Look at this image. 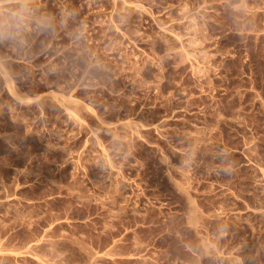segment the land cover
Returning <instances> with one entry per match:
<instances>
[{"label": "rangeland", "instance_id": "374dc122", "mask_svg": "<svg viewBox=\"0 0 264 264\" xmlns=\"http://www.w3.org/2000/svg\"><path fill=\"white\" fill-rule=\"evenodd\" d=\"M29 7L0 38V264H264V0Z\"/></svg>", "mask_w": 264, "mask_h": 264}, {"label": "clouds", "instance_id": "9594fccd", "mask_svg": "<svg viewBox=\"0 0 264 264\" xmlns=\"http://www.w3.org/2000/svg\"><path fill=\"white\" fill-rule=\"evenodd\" d=\"M29 3L30 0H0V38L31 17Z\"/></svg>", "mask_w": 264, "mask_h": 264}, {"label": "bare ground", "instance_id": "6f19581e", "mask_svg": "<svg viewBox=\"0 0 264 264\" xmlns=\"http://www.w3.org/2000/svg\"><path fill=\"white\" fill-rule=\"evenodd\" d=\"M5 76H6V80H7V82L10 84V82H11L12 80L10 81V77L8 76L7 73H6ZM9 86L11 87V85H9ZM11 88H12V87H11ZM11 88H10V89H11ZM11 91H12V93L15 95V97H17V99H18V97H20V96L16 93V91L14 90V88H12ZM20 98H21V97H20ZM61 102H62V101H61ZM67 109H68V108H67Z\"/></svg>", "mask_w": 264, "mask_h": 264}]
</instances>
